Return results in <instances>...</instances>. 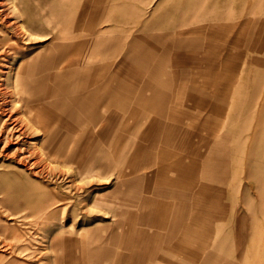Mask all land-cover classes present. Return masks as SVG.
<instances>
[{
    "label": "rangeland",
    "instance_id": "rangeland-1",
    "mask_svg": "<svg viewBox=\"0 0 264 264\" xmlns=\"http://www.w3.org/2000/svg\"><path fill=\"white\" fill-rule=\"evenodd\" d=\"M63 39L77 61L68 80L59 73L73 65L47 59ZM82 40L88 47L79 55ZM154 67L165 68L172 85L152 98ZM82 75L96 82L78 87L86 112H65L75 96L67 88ZM125 75L153 102L129 104L121 95L103 111L104 119L119 113L120 128L110 125L103 139L105 120L91 121L86 93L109 87L108 79L117 86L112 81ZM45 90L65 106L54 100L41 108L49 121L37 117L42 105L35 98ZM164 105L185 137L158 129L177 126L160 114ZM130 107L143 114L137 123L127 119ZM122 124L152 132L131 141L152 144L137 173L133 143L119 166L105 160L111 150H124ZM161 140L190 143L180 153L190 187L177 178L172 188L155 182L168 163ZM191 148L199 157L187 154ZM185 234H196L195 261L179 251ZM134 248L150 254L149 264H264V0H0V264H82L83 253L94 264L96 250Z\"/></svg>",
    "mask_w": 264,
    "mask_h": 264
},
{
    "label": "crops",
    "instance_id": "crops-1",
    "mask_svg": "<svg viewBox=\"0 0 264 264\" xmlns=\"http://www.w3.org/2000/svg\"><path fill=\"white\" fill-rule=\"evenodd\" d=\"M118 41H120V40H118ZM105 43H106V41L103 42L102 44L105 45ZM85 44L86 45H85L82 53L85 52V49L87 47L86 42H85ZM119 45H121V44H119ZM116 53L117 52L115 50L114 52L107 53V54L109 56V55H113ZM79 55H82V54H79ZM126 58H129V57L127 56ZM162 59H164L163 61H165L166 65H167L166 59L165 58H162ZM79 67L80 68H77V70H78L77 72L81 71V64ZM72 68L73 69H67L65 71V73H62L60 71L59 76L63 79L68 80L70 77H72L71 75L73 73L74 67H72ZM82 70H84V69H82ZM134 71L137 74H141V75L144 74L143 71L136 69V68H134ZM165 71H166L165 68L161 69V68H157V67H154L151 69V71H149L150 80H148V83L150 84V86L152 88L149 90L150 92H148V93L151 94L152 98L154 97V93H156V95L160 92L164 93L172 85L171 83H168L169 79L166 78L167 80L166 81L164 80V76L166 73ZM101 73H103V70L101 71ZM108 73L111 75V78L118 77V75H119L118 71H115V72L109 71ZM90 77L91 76L85 77V75H82L81 82H79L77 87L75 86L71 89L67 88L68 93H70L71 95H75L73 97H70L71 101L65 102L67 112H69L72 109L73 111L71 113L77 114V112L79 111L77 109H79V108L81 109V112H83V111L86 112L84 110L83 104L79 103V102H81V99H77L76 94L79 90L78 87L81 83H83V80L88 81L86 85H88V84L93 85V83L96 84V82H94L93 79H91V80L89 79ZM119 77H120V75H119ZM127 77L128 76L125 75V77L120 78L119 80H113L112 82H117V86L112 84L110 79H108L107 83H110L109 87L105 86L103 89L100 88V89L93 90L92 92H89L88 95L86 93V98L90 102L89 110H88L90 112H87V113L91 117V121L94 124L98 125L102 122V120H105V122L104 123L102 122V124H101L105 128L103 129V131H100V133H101L100 136H102L103 139L108 138V135L110 134L109 133L110 125H112V124L119 125L120 120H121V116L117 112H112L110 114L109 118L104 119L103 116L105 115V112L103 113V111L105 110L106 107H111V108L116 107V105L118 104V101H120L121 95L123 96V101L128 102L129 104L134 103L135 101L139 102V103H143L145 101H147V103L153 102V99H147L146 98V95L148 93L145 94L142 90L141 91L133 90L134 86L131 83L130 78H128V80H127ZM22 78H24V77H22ZM119 83H121V84L118 85ZM27 87L28 86L26 85V88ZM29 87L31 88V86H29ZM122 87L124 88V90L121 89ZM50 91H53L55 93L54 90H50ZM121 91H124V92L121 93ZM56 97H57L56 101L58 102L57 104L64 106V102L63 103L61 102L62 100H61L60 96L57 95ZM104 99H106V100H104ZM107 99L109 101H107ZM70 102L73 104V106L75 105L76 108L73 109ZM129 109H131V112L126 114L127 119L134 120V123H137L140 119H142L143 114L137 112L136 109L133 110V107L128 108V110ZM167 110H169L168 114H167ZM160 114L162 116H165L167 119H170V120L174 119V123L177 126L172 127L169 125V123L160 124L158 129L160 128L162 131H167V132L173 131V132H175L174 134H176L177 137H179V136L185 137L186 134L184 132V127L181 124H179V117L178 116H175L174 118L172 117L174 112H171L170 109L164 105V106H161ZM65 125L67 128H69V130H73V126H70V124L65 123ZM120 125H121V123H120ZM120 125H119V128H120ZM121 128L124 130V132H123V134H121L118 137H120V140H125V141H122V142H125V145L123 148L124 150H119V149L115 148V150H111L110 152H108L105 155V160L110 161V163H111L110 167H113V168H114L115 164L117 166H119L118 163L123 160L121 155H122V153L126 152V148H128V150H132L133 147L131 146V144L133 142H131V141L137 142L138 139H146L148 136H151V134H152V132H150V133L141 132L140 128L137 125L131 127V126H126V125L122 124ZM157 132H158V130H157ZM159 133H160V131H159ZM126 134L130 135V137H125ZM137 134L141 137H138ZM161 144H163L164 149L166 147V149L164 150L166 153L162 150L160 152L161 156L168 154L166 156V158L168 157L170 160H167L166 158L163 159V162L168 161V163L165 162L166 164L162 165L161 170L156 173L157 175L155 176V182L161 181L165 186L172 188V187L178 186L177 185L178 181L176 180V178H177L178 180L181 181V183H182L181 186H183L185 188L190 187V184L193 185L192 183L189 182L187 174H186V171H189V169L187 168L188 166L183 167L181 162L184 159L180 158V156H182L180 153L187 152V145L190 146V143L187 142V145H186V143L183 142V143L175 146L169 140H161ZM133 146L135 148L136 153L134 152V150H132V151L134 152V156H137V158L135 159V164H136V162L138 163V159L143 160L141 163L142 165L138 164L136 166L134 164V167L132 168V173H137V171L139 172L140 170L145 169L144 161L149 160L151 158V156L153 154L152 153V144L150 146L141 145V147H140L139 144L133 143ZM160 150H161V148H160ZM189 150L190 149H188V153H187L189 156L199 157V155L197 154L198 152L195 153L196 150L194 151V149H192V148H191V151H189ZM169 151L170 152L172 151L174 153V158H175L174 160H172V158H171L172 156L168 153ZM127 152H128V153H126L127 155H132V153H130V151H127ZM193 157L190 159L191 163L189 166H191L192 168H196V166H198L199 163L197 164L195 159L193 161ZM107 166H109V165H107ZM105 171H106V165H104L103 167H100V172H105ZM164 171H166L165 173L172 171V173L175 174V177L174 178L169 177V176H167L168 174L164 175L163 174ZM184 210L185 211H184L183 217L186 218V215L189 214L188 212H190V210L189 209H187V210L184 209ZM195 219L200 220V218L198 216L195 217ZM200 227H201V220H200ZM193 233H195V232L193 231ZM185 236H186V239H183V237H181L180 241H178V243H177L179 245V251H180V253H182V255H184V257L186 259L191 260V261H195L198 257V254H199L198 250H196V248H195L196 244H197L195 241V239H197L196 234H194L193 238L189 235H186V234H185ZM114 237L116 238V232H114V234H112L110 236V241L115 240ZM140 237L145 238V235H140ZM112 249L110 251L109 250L108 251L103 250V249H99V251L98 250L94 251V252H96V253L93 252V258H94L95 262L98 261V264H104L102 262V260H104L106 262H109V264H121L120 258H122V257H123V261L125 262V264H149L151 262L150 261V254L144 255L143 249L134 248L133 250H130L129 252H126V253L125 252H116ZM142 253H143V255H142ZM83 256H84V258L82 259V264H87V262H85V254L84 253H83ZM151 257H152V254H151ZM152 259H153V257H152ZM95 262H94V264H95Z\"/></svg>",
    "mask_w": 264,
    "mask_h": 264
},
{
    "label": "bare ground",
    "instance_id": "bare-ground-1",
    "mask_svg": "<svg viewBox=\"0 0 264 264\" xmlns=\"http://www.w3.org/2000/svg\"><path fill=\"white\" fill-rule=\"evenodd\" d=\"M80 36H82L83 37V33H80ZM64 40V43L63 44H61L60 46H59V48H58V51H57V53L56 54H54V55H51V56H49L48 55V57H47V59L49 60V63H50V65L53 63V58H55L56 60H59V62H63V61H68V62H70L71 63V66L72 67H75V61H73L72 60V62H71V58L73 57L72 56V49H73V44L72 43H66V40L65 39H63ZM85 42L86 41H84V40H82L81 42H79L78 43V47H79V51H80V54H82V52H83V49H84V47H85ZM77 44V43H76ZM88 47V46H87ZM74 51V50H73ZM60 52V53H59ZM59 53V54H58ZM65 57H68V58H70V59H65ZM80 60H78L79 61V64L81 63L80 61L82 60V58L80 57L79 58ZM59 62H57V64H60L61 65V63H59ZM77 62V61H76ZM86 62V61H85ZM82 64V63H81ZM85 64V63H84ZM78 65V64H77ZM82 68V67H81ZM20 80L23 82V78H22V76H21V78H20ZM22 86H26L24 83L22 84ZM32 88V87H31ZM24 89V88H23ZM33 89V88H32ZM57 96V94H55L53 91H50V90H45L44 92H42L41 93V98H35V100L36 101H41L40 102V104L42 105L38 110H37V117L39 118V119H44L43 121H49V119H50V117L52 118V116L49 114L48 115V118H47V115H45V114H43V112H44V110L42 111L41 110V108H47V107H50V106H52L53 105V101L54 100H56V97ZM30 103L32 104V102H31V100H30V102H29V105H30ZM51 109V108H50ZM80 109V108H79ZM30 110V109H29ZM78 110V109H77ZM67 110H65V112H66ZM71 111V110H70ZM80 111H81V109H80ZM7 112V111H6ZM51 114H54V113H52V112H50ZM76 114V113H75ZM55 115V114H54ZM42 124H44L45 125V122H43ZM18 125V124H17ZM45 129H47V128H45ZM178 159V158H177ZM111 169H113V167H110ZM116 237H117V234H116ZM114 239H115V237H114ZM118 255V254H117ZM117 259V258H116Z\"/></svg>",
    "mask_w": 264,
    "mask_h": 264
}]
</instances>
